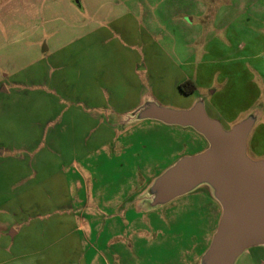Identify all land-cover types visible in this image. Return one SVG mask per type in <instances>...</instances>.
<instances>
[{
    "label": "rangeland",
    "instance_id": "obj_1",
    "mask_svg": "<svg viewBox=\"0 0 264 264\" xmlns=\"http://www.w3.org/2000/svg\"><path fill=\"white\" fill-rule=\"evenodd\" d=\"M122 9H131L134 15L131 37L125 36L121 24L107 25ZM86 23L88 29L102 23L111 43L118 44V50L106 53L103 61L108 67L104 80L114 81L111 86L118 88L103 98H109L108 105L115 109L101 108L116 131L115 151L101 149L80 162L81 177L73 170L59 172V161L54 166L53 160L49 163L51 156L45 155V166H38L40 174L30 179L31 151L16 148L1 153L2 144L18 147L24 141L31 147L36 141L22 137L30 130L27 122L40 114L21 96L27 86L20 83L13 99L0 100V219L9 221L20 207L29 213L41 211V231H71L69 223H53L59 214L84 205L78 214L83 231L102 234L99 241L109 240V246L96 245L109 264H199L218 222V203L209 186L200 184L154 209L142 208L134 196L148 197L155 177L180 157L202 151L206 140L189 126L127 120L128 113L116 112L137 100L141 104L153 99L172 108H188L201 100L207 115L225 129L252 115L255 121L246 152L252 159L264 160V0H0V76L20 71L14 75L17 79L28 68L38 79L44 61L35 53L44 44L50 49L66 45L63 53L68 57L83 56ZM97 47L95 82L105 54L100 44ZM128 73H133L136 92L122 91L126 83L120 79ZM65 76L63 87L74 80L71 66L65 68ZM185 79L195 84L189 94L178 88ZM40 113L42 121L55 111L41 105ZM92 241L96 243L95 236ZM77 248L79 261L83 256L79 264H85L86 258L102 264L81 242ZM252 261L246 249L234 264Z\"/></svg>",
    "mask_w": 264,
    "mask_h": 264
},
{
    "label": "crops",
    "instance_id": "obj_2",
    "mask_svg": "<svg viewBox=\"0 0 264 264\" xmlns=\"http://www.w3.org/2000/svg\"><path fill=\"white\" fill-rule=\"evenodd\" d=\"M132 17L134 18L131 9H122L118 14L108 19L107 25H112L113 27L114 25L119 26L121 24L120 27L122 28V32L125 33V36L131 37L134 30L130 28ZM120 20L123 22L126 21L127 23L120 22ZM86 24L85 27H87V30L85 35H83L86 44L83 48L85 51L83 56L86 62H84V58L81 56L82 54H76L74 55L75 57L70 55V57H68V54L63 53L66 45L59 49H50L47 44H44L45 50H40V52L37 51L35 53L39 59L41 58V61H44L43 68H45L44 70L41 67V71L43 72L38 79L35 72L29 71L28 68L27 70L23 69L22 76L17 79L14 78V75L18 74L20 71L16 73L12 70L9 74H5L2 77L0 76V100L7 97L13 99L15 94L17 95L19 93L16 91L18 90L16 89L17 86L23 83L27 87L25 86L26 88L22 89L21 96L25 101L30 100L29 102L39 109L40 116H38L36 120L27 122V124H30V127L27 128L28 130L30 129V133L28 132L26 135L22 136L23 139H27V141H31V139L36 140L35 142L32 141L31 147L30 144L26 145L24 141L18 147L12 142L1 145V153L4 151L11 153L16 148L22 151H31L32 163L30 162L28 165L30 179L37 178L40 174V170H36V168L38 166H45V161H47L45 155L51 156L49 163L53 160L54 166L58 164L59 161L57 166L59 172L62 173V171L73 170L77 176L81 177L79 169L80 162L85 161L88 156L101 149L106 150V152L110 150L115 151V147L117 146L115 128L106 121L107 118L104 116V112L101 108L107 110L111 107L114 108V106L108 105L109 98L107 99L105 96L103 98V95L108 91H116L113 89L118 88L111 86L114 81L111 82L109 79L106 81L104 80L103 77L107 78V71H105V68L108 67L104 65L103 61L106 53L113 54L114 51L118 50V44L116 42L111 43V36L109 37L110 33L105 29L102 23L95 24V26H92L90 29H88L90 23ZM82 38L78 37L76 39ZM99 44L102 46V49H104L102 54H105H101L103 58V71H101L102 73L99 79L95 82L94 76L97 74V69L94 62V53L97 48L100 49V47H97ZM43 54L45 57H42ZM132 60L133 58L130 56L129 61L132 62ZM68 66H71L73 69L74 80L71 81L70 84L66 83V87H63L62 85L66 77L65 68ZM41 71L39 73H41ZM132 74L133 73H128V77H124L123 80L120 79L122 84L126 83V88L122 91H138ZM40 85L41 88L47 91H43ZM19 90L21 92V89ZM126 95L127 94L124 96ZM124 96H122L123 99ZM41 105L48 108L53 107L55 111L54 116H47V120L41 121ZM138 105H140L138 100L136 103L126 107L122 105L123 107L121 110H117L118 113L116 112V114L125 116V114L135 109ZM82 108H84V110ZM76 128L79 129L76 130ZM206 146L207 145L202 149H205ZM45 149L51 150L52 153L43 154ZM53 153L54 157H52ZM82 186L81 187L84 189V184H82ZM144 186H146V184H144ZM135 195H138L137 192ZM138 196H134L137 199L136 201L141 207H145L142 202L145 196L142 198ZM138 199L140 201H138ZM85 200L87 205L89 203L88 193ZM68 202L70 205L74 204L72 196H69ZM139 205L138 207H140ZM216 205V221H218L220 206L219 204ZM159 206H164V204L148 209L158 208ZM83 207L84 205L80 210H77V208L75 210L70 208V213L59 214L56 217V222L53 223L58 226L64 225L63 223H69L71 231H41V211L29 213L20 207L16 214H12L9 217V221L4 222L0 219V264H79L83 260V256L80 257L81 261H79V256L76 252L78 249V242H81V244L91 249L93 254L100 258L102 264H109L100 250L96 248V245L104 247L109 246V240L99 241L102 234L96 232L93 234L90 231L91 233L88 235L86 231H83V219L82 216L80 217L78 215L82 209H84ZM122 218L124 220V217ZM58 232L59 234H57ZM94 236L96 238V243L92 241ZM246 249L252 254L253 261L251 264H264V246L254 245ZM74 253H76L77 256H72ZM84 262L85 264H94L92 260L88 261L87 258Z\"/></svg>",
    "mask_w": 264,
    "mask_h": 264
},
{
    "label": "water",
    "instance_id": "obj_3",
    "mask_svg": "<svg viewBox=\"0 0 264 264\" xmlns=\"http://www.w3.org/2000/svg\"><path fill=\"white\" fill-rule=\"evenodd\" d=\"M128 114L127 120L154 119L189 126L207 142L205 149L180 157L155 177L142 201L146 208H153L200 184L209 186L220 206V216L199 264H233L246 248L264 246V160L252 159L246 152L255 121L252 115L225 129L218 119L207 115L201 100L188 108H172L153 99Z\"/></svg>",
    "mask_w": 264,
    "mask_h": 264
},
{
    "label": "trees",
    "instance_id": "obj_4",
    "mask_svg": "<svg viewBox=\"0 0 264 264\" xmlns=\"http://www.w3.org/2000/svg\"><path fill=\"white\" fill-rule=\"evenodd\" d=\"M178 88L181 93L183 94H189L194 91L195 89V84L193 83L192 80L190 79H185L181 83L178 84Z\"/></svg>",
    "mask_w": 264,
    "mask_h": 264
},
{
    "label": "flooded vegetation",
    "instance_id": "obj_5",
    "mask_svg": "<svg viewBox=\"0 0 264 264\" xmlns=\"http://www.w3.org/2000/svg\"><path fill=\"white\" fill-rule=\"evenodd\" d=\"M246 151H247V148H246ZM147 198V197H146ZM167 203V202H166ZM165 204V203H164ZM161 205H163V204H161ZM158 206V205H157Z\"/></svg>",
    "mask_w": 264,
    "mask_h": 264
}]
</instances>
